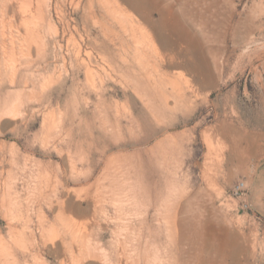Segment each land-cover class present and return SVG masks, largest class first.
Listing matches in <instances>:
<instances>
[{
	"label": "rangeland",
	"instance_id": "374dc122",
	"mask_svg": "<svg viewBox=\"0 0 264 264\" xmlns=\"http://www.w3.org/2000/svg\"><path fill=\"white\" fill-rule=\"evenodd\" d=\"M81 1L65 8L80 26L76 41L93 48L86 63H77L73 51L79 42L72 40L49 64L22 69L17 78L9 70L0 73L3 235L13 216L2 206L9 195L16 198L12 211L19 214L14 222L21 228L30 192L36 209L56 178L73 179L72 187L83 192L114 160L135 182L140 211L145 205L153 213L168 200V209L178 208L182 222L183 231L174 236L158 223L157 214L145 223L137 219L130 230L135 233H128L130 252L142 257L149 245L165 264H264V0H149L150 20L126 0H112L122 17L150 32L157 53L166 56L153 57L162 78L141 77L144 70L133 60L130 28L125 32L95 0L94 11L106 14L103 35L85 16L87 0ZM172 14L191 30L190 38H199L215 78H193L187 67L168 62L156 22H165L163 36L182 41L171 29ZM189 46L186 39L181 44L187 53ZM174 81L183 87L180 98L171 89ZM238 180L246 182L245 200L232 195ZM36 209L27 236L31 229L35 232L45 263L60 264V251L43 243ZM46 212L52 219L53 213ZM73 216L81 219L78 213ZM99 222L103 228H96L95 238L101 237L113 260L120 258L115 224L103 215ZM30 259L28 264H35Z\"/></svg>",
	"mask_w": 264,
	"mask_h": 264
},
{
	"label": "bare ground",
	"instance_id": "6f19581e",
	"mask_svg": "<svg viewBox=\"0 0 264 264\" xmlns=\"http://www.w3.org/2000/svg\"><path fill=\"white\" fill-rule=\"evenodd\" d=\"M94 1L87 0L85 10L87 7L86 12L89 13L85 16L98 24L103 35H106L107 24L104 20L106 14H98L94 11ZM100 1L107 8L111 18L119 22L121 28L131 29L130 35L134 45L132 56L133 60L140 64L144 70V75L142 74L141 77L162 78L163 76L155 70L157 65L153 57L164 60L165 55L157 53L158 50L150 32L148 34L131 18L122 17L119 14V9L113 5L112 0ZM81 2V0H0V73L3 74L2 70L6 72L9 70L11 78H17L22 69L31 70L34 66L41 65V62L51 63L50 58L52 57H54L52 58L54 60L57 59V51L62 49L64 44H69L72 40L76 41L74 32L80 30L78 22L75 20L73 24L71 18L67 15L66 3L78 7ZM127 2L130 6H134L135 11L138 10L144 19L150 20L148 8L151 10V7H148L149 0H126ZM120 6L118 7L120 8ZM169 12L173 11L169 9ZM170 18L171 29L178 33L183 40L174 39L173 36H163L161 30L165 22L160 24L156 22V30L161 44L168 50V62L171 65L187 67L193 78H205L206 82L210 81L211 78H215V73L204 48L199 44V38L196 36L194 39L190 38L191 30L186 25L184 26L182 19L176 14H172ZM162 20L164 19L162 18ZM83 27L85 28L86 25ZM110 31L114 33V30L110 29ZM110 33L108 35H111ZM80 35L82 36V34ZM185 39L190 41V46L187 49L188 53L181 48V44ZM102 44L103 41L100 45ZM82 45L79 42L74 48L75 51H73L78 64L86 63L91 56V49H93H85ZM2 65H4L3 68ZM92 74V68L87 65L88 78H92ZM38 76L37 78H42V76ZM179 78H183V75L180 74ZM174 82L175 84L171 89L174 95L176 94L180 98L183 94V87L180 86L179 82ZM15 107H13V110ZM73 182V179L66 177L56 178V183L52 186V192L41 194L39 201L42 204L37 209L33 207L36 196L33 192H30L27 196V218L24 216L26 220L21 228L14 222L19 214L17 213V216H15L16 214L12 211L16 198L9 195L7 200H3V208H6L9 216H13L8 221L6 234L3 235L4 231L0 229V264H28L30 258L34 260L35 264H47L38 248V239H36L35 232L31 229L30 235L27 236V230L33 221V210L35 209L37 210L38 230L43 243L47 245L50 242L52 243L51 247H56L58 252L60 251L62 254L60 264H165L161 260L162 257L158 258L154 255L149 245L146 246L147 248L142 257L139 256V253L130 252L128 233L131 228L134 229L137 219L145 223L149 221L151 215L157 214L158 223H163L167 231L169 230L172 235L178 236L177 234L180 233L182 228V222L178 220V208L171 209V207L168 209V200L162 199L160 206L153 207V211H155L153 213L149 206L143 205V214L138 206L139 200L135 182L122 169V165L114 160L108 161L100 180L95 185L87 187L85 191L81 192L74 189L71 185ZM39 201H36L37 205ZM84 201H87L86 207L82 205ZM43 204H47V210L53 213L52 219L46 212L47 210L44 209ZM73 213H78L81 219H75ZM101 215L115 224L113 229L114 241L121 256L116 260L110 257L111 252L109 253L107 247H104L105 243H102L101 237L95 238L96 230L103 228L99 222ZM21 217V220H23V216ZM181 230L183 231V228ZM139 237L136 236L137 239ZM137 245L134 246L136 247L134 248L135 251L141 248V244ZM20 250L24 253L20 254Z\"/></svg>",
	"mask_w": 264,
	"mask_h": 264
},
{
	"label": "built area",
	"instance_id": "2783aa9c",
	"mask_svg": "<svg viewBox=\"0 0 264 264\" xmlns=\"http://www.w3.org/2000/svg\"><path fill=\"white\" fill-rule=\"evenodd\" d=\"M232 195L245 200V198L247 196V186H246V182L244 180H238L235 183V185L232 189ZM243 206H248V203L243 202Z\"/></svg>",
	"mask_w": 264,
	"mask_h": 264
}]
</instances>
